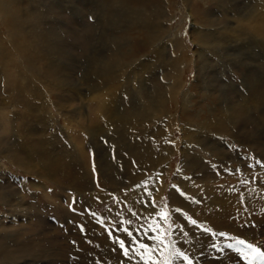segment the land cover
Listing matches in <instances>:
<instances>
[{"label":"rangeland","instance_id":"obj_1","mask_svg":"<svg viewBox=\"0 0 264 264\" xmlns=\"http://www.w3.org/2000/svg\"><path fill=\"white\" fill-rule=\"evenodd\" d=\"M143 1L1 0L0 26H3L4 47L9 51L8 56L15 54L16 60L22 58L29 70L23 64L16 72L19 80L15 83L8 57L5 55L6 59L0 63V264H121V261L122 264H144L134 252L132 255L129 252V258L123 255L118 241L123 238L128 247L132 238L120 230L122 227L133 231L137 245L147 239L153 243L149 247L153 251L145 253V258L156 264H168V261L187 264L176 257L178 251L188 255L193 264H249V258L244 255L246 249L237 243L238 240L264 251V77L261 76L264 69L260 66L262 62L257 60L264 55L258 57L255 53H246L245 59L233 56L228 59V54L235 52L230 45L229 53L225 52L227 60L225 56L215 58L209 54L204 70L198 67L200 59L195 60L186 70L184 88L192 97L181 102L180 95L177 106L174 105L175 115H172L174 129H170L168 137L179 144L178 149L172 148L170 152L165 177L156 175L163 178L164 190L160 185L158 189L152 178L154 173L148 172L147 176L151 177L147 186L151 185L148 189L155 187L154 192L142 191L143 184L135 183L133 187L139 189H135L138 190L134 200L137 204L132 208L123 204V193L119 191L116 195L118 189L122 191L128 187L127 179L114 182L116 191L109 202L98 198L108 188L110 191V185L105 184L99 169L116 179L128 159L125 150L136 153L135 145L125 148L126 134L114 139L111 135L108 137L109 126L116 120L121 124L124 121L126 128L136 125V131L149 138L157 134L153 120L145 118H157L156 110L161 112V106L155 105L157 100L153 97L157 93L145 92L139 77L133 83L129 73L133 68L134 74L136 62L127 69L123 61L135 59L137 63L158 69L148 76L150 80L145 86L161 93L166 88L164 74L175 64L173 57L179 56V50L170 48L174 42H178L179 48L185 49V56L192 60L202 39L194 28L202 26L206 29L213 26L214 21L217 24L228 21L230 24L227 22L226 26L230 29H239V25L244 26L252 17L251 0L228 1L227 20L222 16L223 11L216 10L217 0H173L176 5H170V8L162 4V0ZM150 3L157 7L156 17L153 19L151 15L152 22L147 23L141 12L146 11ZM1 8L5 9L3 13ZM231 8L246 19L236 20L240 15ZM186 10L193 16H187ZM148 13L154 14V10ZM134 16L138 25L132 24ZM144 21L145 27L152 28L151 33L141 28ZM32 27L38 34L44 30L49 35L48 41L34 36ZM218 33L229 35L222 30ZM155 36L158 37L156 42ZM14 38L25 47L24 57L14 53L9 43L10 40L14 43ZM44 40L51 45L48 50L40 47ZM224 43L226 41L220 44ZM247 43L249 50L252 45ZM49 50L53 51L46 54ZM159 53L162 56H158ZM41 63L46 64L49 72L51 69L56 72L61 87L41 83L37 84L40 88L35 86L34 80L42 81V76L33 77L30 69H41ZM120 70L128 71L121 83ZM45 77L55 79L47 73ZM20 83L24 89L20 91L19 102L18 89L14 86ZM126 84L129 85L127 88ZM120 85L124 86L123 90ZM106 87L115 88L116 92H108ZM120 94L122 108L116 105L110 122V98H120ZM56 95H60L59 102L70 114L53 106L58 101ZM44 99L48 102L51 99L50 113H46L51 115L52 124L41 120L37 125L33 116L43 109L36 108L35 104L40 105ZM222 101L224 103L220 104ZM11 104L13 106L8 107ZM224 109L234 115L235 120L224 126L226 130L221 128L223 134L220 130L206 131L203 123L210 114L218 115ZM24 114L26 119L21 118ZM43 126H47L45 130ZM26 131V135L30 131L31 138H23L26 135L20 134ZM185 131H190L189 138L185 137ZM211 134L212 139L208 142ZM21 142L38 152L28 155ZM183 150H193L198 157L205 158L206 163L197 173V163L193 173L183 169ZM143 154L137 155V164H140L138 156ZM179 174L190 177L186 187L182 188L184 194L190 195L187 208H180V196L173 189L181 181ZM141 176L139 173L138 177ZM115 195L120 196L118 202L114 201ZM161 213H167V220L161 218ZM128 214L133 217L125 219ZM191 220L196 224H191ZM149 225L157 230L153 236L142 234ZM137 232L142 236L134 235ZM136 244L131 246L137 247Z\"/></svg>","mask_w":264,"mask_h":264},{"label":"bare ground","instance_id":"obj_2","mask_svg":"<svg viewBox=\"0 0 264 264\" xmlns=\"http://www.w3.org/2000/svg\"><path fill=\"white\" fill-rule=\"evenodd\" d=\"M228 1L230 0H217V5H216V10H221L223 11L225 14H222V16L226 17L229 16V10H230V7H227L226 8V4L228 3ZM250 1V0H249ZM145 2V0L143 1ZM0 3L1 0H0ZM124 3V2H122ZM136 3V2H135ZM251 5H250V9H251V12H252V17H251V20L244 23L245 25L244 26H240L239 25V29H230L229 25L226 26L227 22L226 23H223V24H217L215 23L214 21V25L213 26H210L209 28H206V29H203L202 26L200 27H197L194 28L195 30H197L198 34L201 36V44L198 46L199 47V50L195 51L196 53L194 54V58L192 60H190L187 56H185V49L184 48H179V43L178 42H174L172 46H170V48H174V49H177L179 50L178 52V55L179 56H172L174 61H175V64L173 65L172 69L170 72H166L164 74V80H165V90L162 91L161 93H159L157 90H155L154 88H150V89H147V86H145V84L149 83V80L150 78L148 77L149 75L152 74L153 69H151V67L149 66V64H146V65H143V63H137V61H135V59H127V61H123V66H125L127 69L128 68H131L133 65H134V62H136L135 66H134V74L132 75V72H133V68L131 70V74L130 75V78L132 77L133 78V83H135V78L139 77L141 79V83H142V88L145 90V92L147 91H153V92H156L157 94L153 95V97L157 100L156 101V104L155 105H159L161 106L160 107V110L161 112H158V110H156V117L157 118H151L149 119L148 117H145L147 120H153V123L156 127V136H154V138H149L148 135H143L142 133H139L138 131H136V125L133 127H129V128H126V122H122V124L119 122L117 123L118 121L116 120L114 122V125L112 126H109V129L110 131L108 132V137L111 135L113 136V139L115 138V136H118V138L120 137V135L123 133V134H126L127 135V138H126V146L125 148H130V146H136V153L135 152H132V151H129V150H125V153L127 154V161H126V164L122 166V171H119L118 172V176L116 179L110 177L109 173L106 172L104 173L103 170L100 168L99 171L101 172L102 176H103V180L107 183H105L106 185H110V191H101L103 194H99L98 195V198L99 199H103L104 201L106 202H109L110 200V196L111 194L113 195L116 191L113 189V185H114V182H116L117 180H122V179H127L126 183L128 185V187L124 190L121 191V189H118V191L116 192V195L119 194V191L120 193H123V198H122V202L123 204H125L127 207H131L132 208V205H136L137 203L134 201L135 200V195H136V191L138 190H135V189H139L138 186H134V184L136 183H140V184H143L141 186H143V189L141 188L142 191H148V192H154V188H150L148 189L149 186H151L150 184L147 186V183L150 181V177L147 176L148 172H153V176L152 178H154L155 180V184L158 186V189H159V185H160V188L164 190L165 188V185H164V181H163V178H158L159 176H164L165 174L168 173V166L170 164V158H171V154L170 152L173 150L172 148H177L178 149V146L179 144L175 142V140L173 138H170L168 137L169 136V133H170V129L174 126V122H173V116L172 115H175L174 113V105L177 106L178 104V100H179V96L182 95V100L181 102H184L186 101L185 98L190 96V92L186 91L184 88H185V85L187 84L186 82V70H188V68L192 67V65L194 64V61L195 60H198L200 59L199 61V64H198V67L202 70H204V65H206V62H207V56L209 54H211L212 56H215V58L217 57H220V56H225L224 58L227 60V57L225 55V52L229 51L228 49H230V45L233 46V48L235 49V52L232 54H228V59H230L231 57L230 56H233L235 59H240V58H243L245 59L246 58V53L248 54H253L255 53L256 55H259L258 57H262L264 55V0H251ZM249 3V4H250ZM162 4H165V5H169V8H170V5L171 6H174L176 4H174V1L173 0H162ZM242 4V3H241ZM187 5V4H186ZM229 5V4H228ZM233 5V4H232ZM101 6V5H100ZM178 6V5H177ZM184 6V5H183ZM143 7V6H142ZM213 7V6H212ZM246 7V6H245ZM208 8V7H207ZM206 8V9H207ZM226 8V9H225ZM156 9L157 7L153 6L151 3L148 4L146 6V11H142L141 13H144L145 15V18L147 20V23H151L152 20L150 19V16L153 15V19H155L156 17ZM225 9V10H223ZM233 11H235L236 13L235 14H238L240 15L239 17H235L236 20L238 18H242V20H245L246 18L245 17H241L242 15L236 11V9H233L231 8ZM5 9L1 8V12L3 13ZM145 10V9H144ZM154 10V14H149L148 12H152ZM139 12V11H138ZM184 12V11H183ZM188 12V14H187ZM205 12V11H204ZM209 12V11H208ZM214 12V10H213ZM212 12V13H213ZM216 12V11H215ZM231 12V11H230ZM185 13L187 14V16H193L192 13H190V11L186 10ZM211 13V12H210ZM217 13V12H216ZM234 13V12H232ZM170 15V14H169ZM234 15V14H233ZM202 16V15H201ZM210 16V15H209ZM169 17H173V16H169ZM232 18H234L233 16H231ZM245 18V19H244ZM193 19V18H192ZM191 19V20H192ZM194 20V19H193ZM227 20V19H226ZM249 20V19H248ZM206 21V20H205ZM241 21V20H240ZM257 22V24H254V22ZM154 22V21H153ZM194 22V21H193ZM208 22V20H207ZM238 22V21H237ZM230 24V22H228ZM133 25H138L137 23V17L134 16V19H133V22H132ZM216 24V25H215ZM232 24V22H231ZM235 24V23H234ZM146 23L144 21V23H142L141 25V28L145 29L144 31H146L147 33H151L152 32V28L151 27H145ZM35 26V25H34ZM18 27H21V24L18 26ZM140 28V29H141ZM2 29H3V26H0V63L3 62L5 58V55L8 57V67L11 69V72L13 73V75L15 76L14 78V82L17 83L18 82V78L16 77V72L18 69H22V67L25 65L23 62H22V58H19V60H16V57H15V54L14 56H8L9 54V51L4 47V39H3V32H2ZM140 29H137L136 31H140ZM154 29V28H153ZM193 29V30H194ZM224 31L226 33L229 32V35L228 34H219L218 31ZM135 31V32H136ZM31 32L34 36H36L37 38H44L45 40H47V38H49V35L47 33H44V30L42 31H39L40 34L36 33L34 30H33V27L31 28ZM195 34V33H194ZM160 35V34H159ZM33 36V37H34ZM161 36H163V33L161 34ZM198 36V35H197ZM153 37V36H152ZM175 38V37H174ZM248 38V40H247ZM36 39V38H35ZM158 37H154L153 40H155V42L157 41ZM14 43L10 40L9 43L14 51V53H18V54H21L22 57H24L26 55L25 53V47L23 48V46L21 44H19V42L17 41V38H14ZM40 45V47H44V49L48 50L51 45L47 43V41H45ZM152 40V41H153ZM176 40V39H175ZM151 41V40H150ZM226 41V44H220L222 42ZM247 41L250 43V45H252L251 48H249V50H247V47H249V44L247 43ZM163 42V41H162ZM170 42V41H168ZM196 42V41H195ZM199 43V42H198ZM38 44V43H37ZM155 44V43H154ZM153 44V45H154ZM167 44V43H166ZM195 44V43H194ZM149 45V44H148ZM152 45V44H151ZM187 45V44H186ZM158 47V46H157ZM166 47V46H165ZM152 49V48H151ZM166 49V48H165ZM196 49V47H195ZM176 50V51H177ZM247 50V52H246ZM53 51V50H52ZM52 51H47L45 52L46 54H51ZM161 51V50H160ZM233 51V50H232ZM162 52V51H161ZM193 52V51H192ZM154 53V52H153ZM153 53H151L153 55ZM229 53V52H228ZM245 53V56L243 57ZM17 54V55H18ZM155 54V53H154ZM254 54V55H255ZM147 56V54H145ZM158 56H162V53ZM169 56V55H168ZM157 57V56H156ZM198 57V58H197ZM256 57V58H258ZM112 58V61H114L115 59L113 58V55H111ZM152 58V57H150ZM160 58V57H159ZM55 59V58H54ZM148 59V58H147ZM187 59L189 60V62L187 61ZM233 59V58H231ZM111 60V59H110ZM108 60V62L110 61ZM259 60L260 62H262L260 64V66L263 67L264 69V56L262 57V59H257ZM134 61V62H133ZM211 61V60H209ZM253 61V60H252ZM256 61V60H255ZM107 62V63H108ZM166 62V61H165ZM239 62V61H238ZM248 62V61H247ZM258 62V63H260ZM106 63V64H107ZM213 63V62H212ZM219 63V62H218ZM222 63V62H221ZM230 63V62H228ZM246 63V62H245ZM24 64V65H23ZM250 64V63H249ZM243 65V64H242ZM245 65V64H244ZM46 64L44 63H41V69H33L34 67H31L30 69V73L33 75H37V76H42V81H36L34 80V84L36 87L40 88L39 85H37L38 83H41V84H46L48 86L51 85H57L58 87H61L62 85V82H59L60 79H57L55 76L57 75L56 72L52 70V72H49L47 70V67H45ZM52 66V65H51ZM235 66V64H234ZM241 66V65H240ZM238 65V67H240ZM246 66V65H245ZM259 66V65H258ZM257 66V67H258ZM29 67V66H28ZM26 65H25V68L29 70ZM209 67V65H208ZM214 67V66H213ZM237 67V66H236ZM215 68V67H214ZM246 68V67H245ZM224 69V68H223ZM233 69V68H232ZM239 69V68H238ZM241 69V68H240ZM252 69V68H251ZM36 70V71H35ZM191 71V69H189ZM246 70V69H244ZM250 70V69H249ZM257 70V69H256ZM159 71L158 69H155L154 70V73ZM207 71V70H206ZM210 71V70H209ZM235 71V70H233ZM247 71V70H246ZM261 71V70H260ZM259 71V72H260ZM143 72V74H142ZM197 72V71H196ZM199 72V70H198ZM211 72V71H210ZM248 72V71H247ZM258 72V73H259ZM19 73V72H18ZM49 74L51 75L52 77H54L55 79L53 80H48L46 77H45V74ZM128 73V71L126 70H120V83L122 82L121 78L123 77L124 74ZM201 73V72H200ZM204 73V72H203ZM212 73V72H211ZM237 73V72H236ZM246 73V72H245ZM142 74V76H141ZM199 74V73H198ZM207 74V73H206ZM260 74V73H259ZM216 75V74H215ZM263 75V76H262ZM262 77H264V70L262 71ZM128 76V74H127ZM141 76V77H140ZM213 76V75H212ZM251 76V75H250ZM260 76V75H259ZM260 76V78H261ZM34 77V76H33ZM189 77V76H188ZM258 78V77H257ZM259 78V79H260ZM126 79V77H125ZM129 79V77H128ZM215 79V77H214ZM218 79V78H217ZM241 79V78H239ZM127 80V79H126ZM252 80V79H251ZM130 81V80H129ZM131 81V82H132ZM204 81V80H203ZM207 81V80H206ZM238 81V80H236ZM260 81V80H258ZM130 82V83H131ZM219 82V81H218ZM232 82V81H231ZM243 82V81H242ZM248 82V81H247ZM251 82V81H250ZM256 82V81H255ZM254 82V83H255ZM264 82V81H262ZM209 83V82H208ZM128 84V83H127ZM125 85V88H127L126 86H129V85ZM203 84V83H202ZM234 84V83H233ZM250 84V83H249ZM197 85V84H196ZM194 85V86H196ZM211 84H209V87H210ZM251 85V84H250ZM253 85V84H252ZM122 86V90L124 88L123 85H120ZM145 86V87H144ZM193 86V85H192ZM213 86V85H212ZM246 86V85H245ZM16 89H18V98H19V102H20V96L21 93L20 91L22 90L23 91V86L18 84V85H15L14 86ZM66 87H67V84H66ZM197 87H201V86H197ZM234 87V86H233ZM248 87V86H247ZM134 88V87H133ZM193 88V87H192ZM204 88V85L203 87ZM211 88V87H210ZM47 89V88H46ZM198 89V88H197ZM195 89V90H197ZM205 89V88H204ZM251 89V88H250ZM106 91L108 92H116V89L115 88H111V87H106L105 88ZM120 89V93L122 91ZM189 90V89H188ZM206 90V89H205ZM209 90V88H208ZM212 90V89H210ZM223 90V89H222ZM15 91V89H14ZM124 91H127V90H124ZM204 91V90H203ZM26 92V91H25ZM132 92V91H131ZM175 92V93H173ZM199 92V90H198ZM208 92H211V91H208ZM124 94V93H123ZM130 94V93H129ZM211 94V93H209ZM52 94H50V97ZM149 95V94H148ZM195 95V94H194ZM198 95V94H197ZM202 95V94H201ZM214 95V94H212ZM223 95V93H222ZM249 95V94H248ZM57 98H58V101L56 102L57 104H54L53 106L55 108H57L58 111H62L61 108L64 109V113H69L68 111H65L66 109V106L62 105L59 100L61 99L60 95H56ZM62 96V95H61ZM122 94H120V98H110V110L109 112L111 113V117H110V122L112 121L115 113H114V110H115V107L116 105H120V108L121 109V104H122V98H121ZM137 96V95H136ZM203 96V95H202ZM224 96V95H223ZM151 97V96H150ZM192 96H190V99H191ZM24 98V97H23ZM152 98V97H151ZM198 98V97H197ZM205 98V97H204ZM245 98V97H244ZM225 99V98H223ZM264 99V97L262 96V100ZM24 100V99H23ZM147 100V99H146ZM197 100V99H196ZM199 100V99H198ZM206 100V98L204 99ZM251 100V99H250ZM16 101V99H15ZM138 101V100H136ZM200 101V100H199ZM226 101V99H225ZM193 102V101H192ZM257 102V101H256ZM114 103V104H113ZM197 103V102H196ZM216 103V102H215ZM224 101H222L220 104H223ZM245 103V102H244ZM248 103V102H247ZM184 104V103H183ZM154 105V104H153ZM203 105V104H202ZM202 105H199V106H202ZM206 105V104H205ZM225 105V104H224ZM2 106V105H0ZM13 106L12 104L11 105H8V107H11ZM36 108H42L43 110L39 111L36 113V108L35 111H34V114H35V117L33 116V120L34 122L38 125L40 124V121L41 120H45L46 124L50 125L52 124V117L51 115L49 114V116L47 115L46 111L48 113H50V106H51V99L50 101H46V99H44L40 105L39 103H36L35 104ZM184 106V105H183ZM248 106V105H247ZM257 106V105H256ZM19 107V105H17V108ZM259 107V106H257ZM148 108H151V107H148ZM147 108V109H148ZM201 108V107H200ZM118 111L120 112L121 110ZM146 109V108H145ZM152 109V108H151ZM156 109V108H154ZM196 109V107H195ZM220 109V108H219ZM25 110V109H24ZM149 110V109H148ZM147 110V111H148ZM26 111V110H25ZM30 111V109L28 110ZM191 111V110H190ZM203 112V111H202ZM213 112V111H212ZM154 113V111H153ZM216 113V111H215ZM33 114V115H34ZM70 114V113H69ZM113 114V115H112ZM190 114V113H189ZM209 114V113H208ZM27 115L24 114V116L22 115L21 118L23 119H26ZM29 117V116H28ZM32 117V115H31ZM162 117H167L165 118L166 120L165 121H161V118ZM236 118V117H235ZM191 119V118H190ZM195 119V117H194ZM234 119V115H230L227 111H219V114L218 115H214L213 113L210 114V116L208 117V119L203 123L204 125V128L205 130H210L212 131L213 133H215L216 131L220 130L222 132V134L224 133V129L225 127L224 126H227L228 124H231V121H233ZM55 120V119H54ZM235 120V119H234ZM237 120V118H236ZM191 121V120H189ZM15 122V121H14ZM44 122V124H45ZM110 122H108V124L110 125ZM196 122V121H195ZM140 123H142V121L140 120ZM191 124V123H190ZM236 124V123H235ZM47 126H43L44 130ZM198 127V126H197ZM229 127V126H228ZM222 128V130H221ZM101 129V128H99ZM118 129V130H117ZM122 129V130H121ZM174 129V127H173ZM192 129V128H191ZM195 130V129H193ZM226 130V129H225ZM38 131V130H37ZM165 131V132H164ZM191 131V130H190ZM190 131H185V137H188V134ZM197 131V130H196ZM202 131V130H201ZM175 132V130H174ZM203 132V131H202ZM27 131L26 132H20L21 135H26ZM40 133V132H39ZM37 133V134H39ZM226 133V132H225ZM44 133L42 132V135ZM205 135V134H204ZM203 135V136H204ZM44 136V135H43ZM71 136V135H70ZM196 136V135H195ZM207 136V135H206ZM25 137H30L31 138V134H30V131L29 133L26 135V136H23V138ZM37 137V136H36ZM148 137V138H147ZM190 137V136H189ZM188 137V138H189ZM158 138V139H157ZM192 138V137H191ZM166 139V140H165ZM212 139V134L208 136V142H210V140ZM165 140V141H164ZM172 140V142H171ZM174 140V141H173ZM193 140V139H192ZM74 142V141H73ZM21 146L23 148H27V152L29 153L28 155L32 156L35 155L36 152H38L37 150L35 151V148L32 149V148H29V146H26L23 142L20 143ZM55 144V143H54ZM197 146V145H196ZM81 148V146H79ZM210 147V146H209ZM208 147V148H209ZM186 148V147H185ZM149 149V150H148ZM65 151V149H63ZM80 150V149H79ZM191 150V148H190ZM188 152V150H183L181 151V154L182 155H185L183 157V169L186 170V171H189V172H194V170L196 169V163L198 164V167H197V170L195 173H197L199 171L200 168H202V165L206 163V160L205 158H202V157H198L193 150ZM81 151V150H80ZM207 151V150H206ZM141 152H144L143 156H138L140 157V160H139V163L140 164H137L136 162V157L137 155H140ZM208 152V151H207ZM32 153V154H31ZM48 153H49V157H50V150H49V147H48ZM82 153V152H80ZM79 153V154H80ZM176 153V152H175ZM47 155V154H46ZM211 155V154H210ZM118 156V155H117ZM208 159V158H207ZM17 160V159H16ZM20 161V160H18ZM53 161V160H52ZM17 162V161H16ZM208 162V161H207ZM18 163H21V162H18ZM59 163V161L57 162ZM54 166V164L52 165ZM207 166V165H206ZM56 167H58L56 165ZM63 167V166H62ZM103 168V166H102ZM27 169V167H26ZM60 169V168H59ZM104 169V168H103ZM32 169H30L31 171ZM29 171V172H30ZM97 171V170H96ZM139 173L142 175L140 178L138 177ZM177 173V172H176ZM203 173V172H202ZM96 174V173H95ZM158 177H157V176ZM180 175V174H179ZM174 176V175H173ZM165 177V176H164ZM106 178H107V181H106ZM101 179V178H100ZM140 179L142 181H140ZM190 177L186 174H181L180 175V182L176 183L175 184V188L174 189V192L177 193L178 196H180V204H181V207L180 208H187L188 207V204H187V197L190 196L188 195L187 196V192H185V194L182 192V188L183 186L187 183V181H189ZM135 184V185H136ZM155 185V186H156ZM104 186V185H103ZM115 186V185H114ZM107 187V186H106ZM164 187V188H163ZM186 187V185H185ZM104 189V188H103ZM146 189V190H145ZM188 189V188H187ZM191 189V188H190ZM98 190V189H97ZM192 190V189H191ZM100 191V190H99ZM98 191V192H99ZM160 194H162V192H160ZM115 195V197L117 199H115L114 201L118 202L119 197H117ZM251 196V195H250ZM114 197V196H113ZM137 199V198H136ZM138 200V199H137ZM113 203V202H112ZM179 204V205H180ZM121 206V205H120ZM178 206V205H177ZM126 208V207H125ZM138 208V207H137ZM149 208V207H148ZM155 208V207H154ZM120 209V207H119ZM119 209H116L115 211H118ZM135 209V208H133ZM140 209V208H139ZM156 209V208H155ZM123 210V209H122ZM186 210V209H185ZM191 210V209H190ZM132 212V211H131ZM127 214V213H126ZM147 214V213H146ZM128 217H133L131 215H126ZM145 217V216H144ZM154 218V217H153ZM121 220V219H120ZM128 220V219H127ZM126 220V221H127ZM102 223V222H101ZM121 224V223H120ZM163 224V223H162ZM135 225V224H134ZM157 228V227H156ZM163 229V228H162ZM191 229V228H190ZM131 230V229H130ZM157 231V230H156ZM140 232V231H139ZM159 232V231H158ZM141 233V232H140ZM140 233H134L135 234H140ZM156 233V232H155ZM161 234V233H160ZM159 234V235H160ZM164 234V233H163ZM141 235V234H140ZM154 235V231H149L147 233V236H153ZM193 235V234H192ZM142 236V235H141ZM120 237V236H119ZM162 237V236H161ZM137 239L139 237H136ZM114 239V238H113ZM121 239V238H120ZM123 239V238H122ZM121 239V240H122ZM139 242V241H138ZM144 242V241H143ZM145 244H147L149 247H151L153 245V243L150 241H148V239L146 240V242H144ZM115 244V243H114ZM139 244V243H138ZM137 245V244H136ZM131 248H135V246H131ZM194 250V249H193ZM121 252V251H120ZM131 252V255H132V251L130 250ZM122 253V252H121ZM121 253H118L119 255H121ZM42 255V254H41ZM134 255V253H133ZM115 256V255H114ZM117 256V255H116ZM131 257V256H130ZM116 258V257H115ZM120 258V256L118 257V259ZM122 258V257H121ZM129 258V257H128ZM133 259H135L134 257H131ZM117 259V258H116ZM132 259V260H133ZM120 260V259H119ZM126 260V259H125ZM129 260V259H128ZM126 260V261H128ZM124 261V260H123ZM131 261V260H129ZM123 262L121 261V264ZM144 263V262H143ZM129 264V263H128Z\"/></svg>","mask_w":264,"mask_h":264},{"label":"snow or ice","instance_id":"obj_3","mask_svg":"<svg viewBox=\"0 0 264 264\" xmlns=\"http://www.w3.org/2000/svg\"><path fill=\"white\" fill-rule=\"evenodd\" d=\"M176 211L179 212L180 210L177 209ZM161 218L167 220V213H161ZM190 222L193 225L196 224L195 220H191ZM121 223L123 224L124 222H121ZM127 223L129 225L131 224L130 221ZM120 230L125 232L127 237L132 238V240L130 241V245L128 247L125 246L124 240L118 241L120 249L122 250L123 255L125 257H129V252L131 250L137 256H139L141 260L144 261V264H156L155 261H152V260L145 258V253H151L153 251L151 248H149V246L147 244L139 243L137 245V247L131 248V244L137 243L136 239L133 237V231L130 230L129 227H122ZM155 230L156 229L152 225H149L148 229L144 230V232L142 234L146 236L147 232L155 231ZM137 231H139V229H137ZM109 233L111 234L110 229H109ZM221 235H223V234H221ZM155 239H159V237H155ZM237 243L245 246L246 250L244 252V255L249 258V264H252L253 261L256 262V264H264V251H262L259 247H256L251 243H246L244 240H238ZM175 255L177 258H182L184 261L187 262V264H193V260L190 259L189 256L185 255L183 252L178 251ZM168 264H171V262L168 261Z\"/></svg>","mask_w":264,"mask_h":264},{"label":"crops","instance_id":"obj_4","mask_svg":"<svg viewBox=\"0 0 264 264\" xmlns=\"http://www.w3.org/2000/svg\"><path fill=\"white\" fill-rule=\"evenodd\" d=\"M263 76V75H262ZM264 97V94L262 95Z\"/></svg>","mask_w":264,"mask_h":264}]
</instances>
